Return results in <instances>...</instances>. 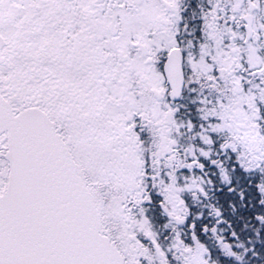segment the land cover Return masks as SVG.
I'll list each match as a JSON object with an SVG mask.
<instances>
[{
	"label": "snow or ice",
	"instance_id": "snow-or-ice-1",
	"mask_svg": "<svg viewBox=\"0 0 264 264\" xmlns=\"http://www.w3.org/2000/svg\"><path fill=\"white\" fill-rule=\"evenodd\" d=\"M0 264H264V0H0Z\"/></svg>",
	"mask_w": 264,
	"mask_h": 264
}]
</instances>
